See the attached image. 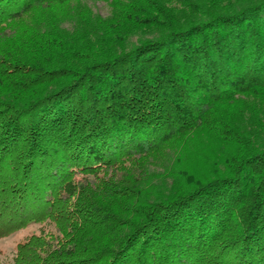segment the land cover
<instances>
[{
    "label": "trees",
    "instance_id": "1",
    "mask_svg": "<svg viewBox=\"0 0 264 264\" xmlns=\"http://www.w3.org/2000/svg\"><path fill=\"white\" fill-rule=\"evenodd\" d=\"M0 0L6 264H264V0Z\"/></svg>",
    "mask_w": 264,
    "mask_h": 264
},
{
    "label": "rangeland",
    "instance_id": "2",
    "mask_svg": "<svg viewBox=\"0 0 264 264\" xmlns=\"http://www.w3.org/2000/svg\"><path fill=\"white\" fill-rule=\"evenodd\" d=\"M82 2L91 9L93 14L106 18L110 14V8L107 3L99 0H82ZM40 231L48 236H56L57 232L53 225H35L25 230L18 231L8 237L0 239V264L10 263L17 246L22 243L28 236L33 234L39 235Z\"/></svg>",
    "mask_w": 264,
    "mask_h": 264
}]
</instances>
